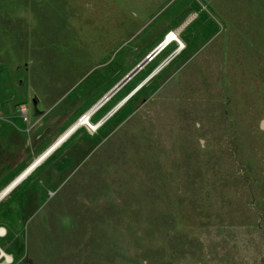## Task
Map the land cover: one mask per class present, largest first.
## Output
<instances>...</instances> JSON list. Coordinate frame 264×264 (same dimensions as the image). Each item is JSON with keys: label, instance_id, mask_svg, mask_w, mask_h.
Segmentation results:
<instances>
[{"label": "rangeland", "instance_id": "rangeland-1", "mask_svg": "<svg viewBox=\"0 0 264 264\" xmlns=\"http://www.w3.org/2000/svg\"><path fill=\"white\" fill-rule=\"evenodd\" d=\"M177 48L0 200L9 264H264V0H0V190Z\"/></svg>", "mask_w": 264, "mask_h": 264}, {"label": "water", "instance_id": "water-1", "mask_svg": "<svg viewBox=\"0 0 264 264\" xmlns=\"http://www.w3.org/2000/svg\"><path fill=\"white\" fill-rule=\"evenodd\" d=\"M163 42L156 46L157 48H162ZM178 50H174L169 56H167L153 71L148 75L134 90H132L123 100H121L115 107H113L106 115H104L96 124L99 125L105 121L130 95H132L141 85H143L152 75H154L163 65H165ZM152 54H148L147 58H151ZM145 64V60H141L132 69H130L118 82H116L98 101H96L87 113L83 114L75 124H73L70 129L63 134L58 140L54 142L31 166L26 168L18 177H16L7 187L0 193V200L6 195V193L13 188L23 177L30 173L37 164L43 161L48 155H50L62 142L71 135L78 127L83 124H87L89 127L93 128L88 122L89 116L96 111L107 99L111 97L122 85H124L133 75H135Z\"/></svg>", "mask_w": 264, "mask_h": 264}, {"label": "bare ground", "instance_id": "bare-ground-1", "mask_svg": "<svg viewBox=\"0 0 264 264\" xmlns=\"http://www.w3.org/2000/svg\"><path fill=\"white\" fill-rule=\"evenodd\" d=\"M178 32H179V31H175V30H169V31H167V32L165 33V35L163 36L162 40L160 41V43L163 42V47H162V48H157V49H155V50L151 53L152 56L155 55V54H158L159 52H161V51H163V50H165V49H167V48H169V47L173 44L174 41L180 42V43L182 44L181 47H183V46H184V43H183V41H181V39H180V37H179V35H178ZM181 47H180V48H181ZM176 50L179 51V48H177ZM92 106H93V105H92ZM92 106H91V107H92ZM91 107H89L88 110H86L83 114L87 113V111H89ZM94 112H95V111H94ZM94 112H93V113H94ZM93 113H92V114H93ZM83 114H82V115H83ZM92 114H91V115H92ZM82 115H81V116H82ZM91 115H90V116H91ZM81 116H80V117H81ZM90 116H89V117H90ZM80 117H79V118H80ZM79 118H77V120H78ZM88 119H89V118H88ZM77 120H75V121H74V122H73V123H72V124H71V125H70V126H69V127H68V128H67V129H66V130H65V131H64V132H63V133L57 138V139H56V140H58L63 134H65V133L70 129V127H71L73 124H75V123L77 122ZM100 124H101V123H100ZM100 124H99V125H100ZM97 126H98V125H97ZM97 126H96V125L93 126L92 129L96 128ZM71 134H72V133H71ZM69 136H70V135H69ZM67 138H68V137H67ZM67 138H66V139H67ZM66 139H65V140H66ZM56 140H55V141H56ZM65 140H64V141H65ZM64 141H63V142H64ZM63 142H62V143H63ZM53 144H54V143H53ZM49 147H50V146H49ZM49 147H48V148H49ZM48 148H47V149H48ZM44 152H45V151H44ZM44 152H43V153H44ZM43 153H42V154H43ZM42 154H41V155H42ZM41 155H40V156H41ZM40 156H39V157H40ZM39 157H37L36 159H34V160H33V161H32V162H31L26 168H28L29 166H31V165H32V164H33V163H34ZM41 162H42V161H41ZM41 162H40V163H41ZM40 163H39V164H40ZM39 164H37L36 167H37ZM26 168H25V169H26ZM25 169H23V170H22L18 175H16L12 180H10V181H9V182H8V183H7V184H6V185L0 190V193H1V192L7 187L8 184H10V183H11L16 177H18L22 172H24ZM33 170H34V169H33ZM33 170H32V171H33ZM32 171H31V172H32ZM31 172H30V173H31ZM30 173H28L25 177H23V178H22V179H21V180H20V181H19V182L13 187V188H11V189L6 193V195H7L8 193H10V192H11V191H12V190H13V189H14V188H15V187H16V186H17V185L23 180V179H25ZM6 195H5V196H6ZM5 196H4V197H5ZM4 197H3V198H4ZM2 234H3V233H2V230L0 229V235H2ZM0 249H1V251L4 252V250H3L1 247H0ZM4 253H5V252H4ZM7 258H8V257H7ZM8 259H9V258H8Z\"/></svg>", "mask_w": 264, "mask_h": 264}, {"label": "built area", "instance_id": "built-area-1", "mask_svg": "<svg viewBox=\"0 0 264 264\" xmlns=\"http://www.w3.org/2000/svg\"><path fill=\"white\" fill-rule=\"evenodd\" d=\"M7 254L1 251L0 249V264H8L11 261V258H7Z\"/></svg>", "mask_w": 264, "mask_h": 264}, {"label": "crops", "instance_id": "crops-1", "mask_svg": "<svg viewBox=\"0 0 264 264\" xmlns=\"http://www.w3.org/2000/svg\"><path fill=\"white\" fill-rule=\"evenodd\" d=\"M9 264V263H8Z\"/></svg>", "mask_w": 264, "mask_h": 264}]
</instances>
